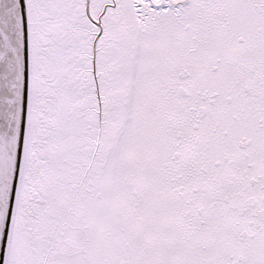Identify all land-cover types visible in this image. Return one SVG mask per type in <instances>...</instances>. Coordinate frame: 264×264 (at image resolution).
<instances>
[{
    "label": "snow or ice",
    "instance_id": "snow-or-ice-1",
    "mask_svg": "<svg viewBox=\"0 0 264 264\" xmlns=\"http://www.w3.org/2000/svg\"><path fill=\"white\" fill-rule=\"evenodd\" d=\"M2 264H264V0H0Z\"/></svg>",
    "mask_w": 264,
    "mask_h": 264
},
{
    "label": "flooded vegetation",
    "instance_id": "flooded-vegetation-1",
    "mask_svg": "<svg viewBox=\"0 0 264 264\" xmlns=\"http://www.w3.org/2000/svg\"><path fill=\"white\" fill-rule=\"evenodd\" d=\"M0 264H2V255H1V260H0Z\"/></svg>",
    "mask_w": 264,
    "mask_h": 264
},
{
    "label": "water",
    "instance_id": "water-1",
    "mask_svg": "<svg viewBox=\"0 0 264 264\" xmlns=\"http://www.w3.org/2000/svg\"><path fill=\"white\" fill-rule=\"evenodd\" d=\"M1 255H2V254H0V260H1Z\"/></svg>",
    "mask_w": 264,
    "mask_h": 264
}]
</instances>
